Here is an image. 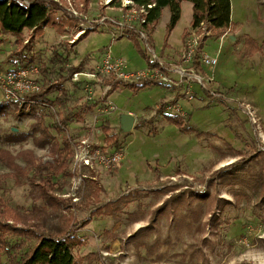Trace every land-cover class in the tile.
<instances>
[{
  "label": "rangeland",
  "instance_id": "obj_1",
  "mask_svg": "<svg viewBox=\"0 0 264 264\" xmlns=\"http://www.w3.org/2000/svg\"><path fill=\"white\" fill-rule=\"evenodd\" d=\"M57 1L62 7L58 15L65 16L69 12L61 3L68 6V0ZM91 1V8L79 1L84 6L76 10L83 21L62 34L52 25L44 26L43 36L36 37L31 53L22 59L15 55L19 47L16 36L0 35V74L25 68L42 86L68 74L62 68L78 66L86 56L89 59L80 72L93 73L109 46L113 56L123 58L133 72L149 68L154 55L169 70L173 64H183L177 53L191 27V3L182 2L180 21L169 31V8L155 25L144 27L140 9L126 0ZM230 1L229 34L238 40L231 41L228 34L225 40L216 35L207 38L203 53L218 59V64L203 66L210 74L207 78L214 79L209 82L204 77L205 86L196 82L186 87L178 75L164 68L170 82L137 92L121 84L106 101L98 102L111 88L108 81L118 80L101 74L96 79L81 77L84 82L71 78L63 86L65 99L58 92L49 97L51 101L62 99V105H37L36 112L26 106L16 109L0 89V136H26L20 143H1L0 155L14 158V164L29 175L19 178L14 168L0 161V199L20 214L33 215L40 232L47 231L43 225L55 229L70 219L69 230L80 241L73 249L79 264H264V204L259 192L240 184H224L218 176L235 168L252 186L264 167V0ZM253 1H258L260 12L248 19ZM89 27L94 30L73 44ZM133 31L147 35L152 52ZM248 36L262 46L254 57L246 55ZM31 37L33 33L25 30L21 40L27 44ZM244 101L255 109L257 123L244 113ZM164 103L168 115H189L187 124L195 132L184 133L167 122L158 113ZM122 115L135 119L129 132L122 131ZM67 117L71 120L64 132L71 138L72 149L83 140L103 144V128L109 127L111 134L118 135L125 158L116 169L98 168L96 172L74 168L72 159L70 177L49 178L59 189L54 195L71 199L72 207L62 205L52 211L35 199V191L45 188L46 182L39 184L36 179L32 187L28 178L34 175V167L52 162L50 152L61 147L63 139L55 126L59 118ZM45 128H49L47 132ZM128 194L131 201L120 205V213L93 217L83 226L94 211ZM169 197L173 198L158 212ZM20 242L24 246L17 255L35 244L10 237L11 245ZM8 260V253L0 250V262Z\"/></svg>",
  "mask_w": 264,
  "mask_h": 264
},
{
  "label": "trees",
  "instance_id": "obj_2",
  "mask_svg": "<svg viewBox=\"0 0 264 264\" xmlns=\"http://www.w3.org/2000/svg\"><path fill=\"white\" fill-rule=\"evenodd\" d=\"M133 2V4L138 7V9L145 8L147 10V15L144 16L145 24L142 26L148 27L150 25H155L161 18L162 12L165 8H169L171 12L170 23L168 25V30L172 31L181 17V4L182 2H189L193 6V15L191 22V29H197L202 23L207 25L208 31L211 35H216L219 37L224 36L230 29H232V9L230 0H128ZM90 0H84L85 7H88ZM153 6L148 8V6ZM62 7L55 0H29V5L20 4L17 0H0V35H14L16 36L18 43V49L15 55L20 58L25 56V54H30L32 48L31 44L35 42L37 36L41 37L44 34V26L52 25L56 32L62 34L65 32L66 27L73 26L77 19L71 17L69 13L65 16H59L58 11H62ZM66 11V10H64ZM27 30L33 33V37L29 40L27 44H24L21 40L22 33ZM94 29H88L84 34H82L79 39L75 40L73 44H79L83 41ZM190 31L186 32L184 36V47H186V39L189 37ZM209 36L204 37L198 46L194 57H193V68L199 72L201 70V55L203 54V48L205 41ZM3 40V39H2ZM2 42V41H1ZM244 46L246 49L247 57H254L262 49V46L258 44L256 40L251 37H246ZM22 59V58H21ZM89 56H86L78 66H70L62 68V72H68V74H62L57 80L48 81L42 84L41 91L36 94L27 95L22 100L30 102L27 105H22L21 101L9 100L16 109L26 106L30 108L32 112L37 111V105L39 103H44L47 105L63 104L62 97L66 96V92L63 86L71 80L73 74L82 71L85 68V64ZM21 64V63H20ZM23 65V64H22ZM157 64L150 62L149 68L156 67ZM66 75V76H65ZM84 82V81H81ZM125 85L127 88L137 92L139 90L152 87L161 86L162 83L157 82L152 79H144L137 83H126L123 81H108L111 88L105 94V96L98 100V102L106 101L118 88L119 85ZM58 92L62 99L50 100V96ZM97 104V103H95ZM175 104V101H174ZM166 103L162 104L158 113L162 114L164 119L169 123H174L179 126L180 130L184 133L195 132L192 128L188 126V121L190 120L189 115L184 117L182 115H168L165 112ZM87 109H92L88 105H85ZM41 108V107H40ZM22 114L26 112L22 109ZM69 117L60 119L56 123L55 128L62 133V146H55L50 154L52 155V162H45L44 164L34 167L36 170L28 181L32 187L36 186L34 184L36 179L46 182L45 188H40L35 191L38 195L35 196L36 200L41 199L47 208H51L52 211L58 210L62 205L67 208H71V199H66L62 197L55 196L53 192H58L59 189L56 188V184H52L49 178H54L58 176H71L70 165L73 159V149L71 147V138L64 131L67 130L69 124ZM49 128H45L47 132ZM36 131V130H35ZM103 131L105 133L104 142L107 146L114 150H121V142L117 134H111V129L109 127H104ZM34 133V131H33ZM32 133V134H33ZM200 134V133H198ZM20 133H13L11 136H0L1 143H20L23 139ZM2 153L0 149V154ZM6 154V152H5ZM0 155V161L5 164L8 168H14L17 172L19 178L29 177L28 174L24 175L26 171L23 168H18L14 164L15 159L5 158ZM44 172V173H43ZM51 172V174H49ZM256 175L257 178L254 179V185H249L238 173L237 169H227L226 171H221L218 173L219 178L225 182L227 185L240 184L245 187H250L259 192L261 197V204H264V167L260 168ZM37 190V188H36ZM236 196V194H234ZM173 197H169L158 209V212H162L168 202L171 201ZM131 201V194L124 195L114 202L107 203L103 208L97 209L92 213V218L84 223L86 226L93 220V217H101L103 215L112 216L116 213H120V205H127ZM196 215V212H194ZM33 215L20 214L17 210L9 207L5 204L2 199H0V250L6 251L8 253L9 262L0 264H79L73 253V249L76 245L80 244V241L76 235H74V230H69L70 219H65L66 224L63 227L49 229L45 225L42 228H46V233L40 232L39 225L32 218ZM31 220H30V219ZM71 218V217H70ZM12 222L13 224H10ZM44 223V222H43ZM20 225V226H19ZM67 227V228H66ZM43 231V230H42ZM23 237L28 241H35V244L28 251L17 255L15 252H19L24 243L20 242L19 245H11L10 237Z\"/></svg>",
  "mask_w": 264,
  "mask_h": 264
},
{
  "label": "built area",
  "instance_id": "obj_3",
  "mask_svg": "<svg viewBox=\"0 0 264 264\" xmlns=\"http://www.w3.org/2000/svg\"><path fill=\"white\" fill-rule=\"evenodd\" d=\"M20 4L29 5V2L26 0H17ZM126 3H132L131 1L126 0ZM59 2V1H56ZM76 0H68L67 11L71 16L81 17L82 14L79 13L77 8ZM83 8V5H79ZM153 6H148L152 8ZM141 22L145 24L144 16L147 15V10L141 8ZM140 19V18H139ZM92 28L95 26H91ZM90 27V28H91ZM135 32L141 39L145 40L148 44L147 47L149 51L152 52L149 45V38L147 35L140 31ZM211 32L207 30V25L202 23L197 29H192L190 31L189 37L186 39V47L182 54L183 64L177 65L173 64L172 69L169 70V67H165L162 64L160 59L154 55L151 61L154 64H157L156 67L147 68L146 70L133 72L128 70L127 63L123 58L114 57L110 49H107L101 56L100 65L97 67L96 71L93 73L78 72L75 73L72 77L74 81H81V77H88L96 79L98 75H111L115 80H121L126 83H137L144 79H155L158 82H170L168 77L164 74V68L167 71H172L178 74L179 80L182 81L183 85L191 88V82L199 83L202 86L204 84V78L200 75L194 73L192 70H189L187 67L193 63L194 54L201 43V40L204 37L210 36ZM201 64L203 66L215 67L218 64V59L210 58L204 53L202 54ZM187 82V85L184 82ZM42 86L30 76V70L25 68H14L9 71L0 74V89L4 92L6 100L21 101L22 105H27L30 102L23 101L22 99L27 95H32L39 93ZM191 99V97H190ZM40 107H49V105L44 103H39ZM242 106L244 107V113L250 118L251 122L257 123V113L253 106L250 103L243 102ZM125 158V151L111 149L105 144L101 145H91L87 140L81 141L73 149V165L74 168L78 169H87L93 172H96L98 168L101 169H116L118 168Z\"/></svg>",
  "mask_w": 264,
  "mask_h": 264
},
{
  "label": "crops",
  "instance_id": "obj_4",
  "mask_svg": "<svg viewBox=\"0 0 264 264\" xmlns=\"http://www.w3.org/2000/svg\"><path fill=\"white\" fill-rule=\"evenodd\" d=\"M57 1V0H56ZM80 1V0H79ZM78 0H76V3H77V8H78V10H79V5H83L84 6V4L83 3H81V2H79ZM92 1L90 0V3H89V6H90V8H91V6H93L92 5V3H91ZM256 2H258V1H256ZM256 2H254L253 1V4H252V12H250V10L251 9H248V11H247V17H248V19H250L251 18V16L253 17V12L256 14V17L259 15V6H258V3H256ZM63 4V6H65V8H66V10H67V8H68V6H67V4H65L64 5V3H61V5ZM193 7V6H192ZM70 15V14H69ZM71 16V15H70ZM71 17H74L75 19H77V22H80V21H83V19L81 18V17H75V16H71ZM231 19H232V15H231ZM247 19V20H248ZM88 23V22H87ZM86 23V24H87ZM90 23H91V21H90ZM82 25H84V24H81L80 26H82ZM67 28L68 27H66L65 29L67 30ZM88 29H91L90 27L88 28ZM65 30V31H66ZM189 31H191V27L189 28ZM232 31V29H230L226 34H228L229 36V38H230V40L231 41H235V40H238V38H236V36H234V35H232V34H229L230 32ZM225 34V35H226ZM225 35L224 36H222L221 37V39L223 40H225V39H227L226 37H225ZM249 37V36H248ZM78 39H79V37H78ZM75 40H77V39H75ZM74 40V41H75ZM184 41H185V39L184 38H182V42H181V44H180V48H179V51H178V53H177V55L178 54H181L182 55V53H183V51H184ZM245 42V41H244ZM112 45V44H111ZM113 46V45H112ZM111 48V46H109L107 49H110ZM111 51V50H110ZM172 58H178L177 56L176 57H172ZM180 58V57H179ZM189 70H192L194 73H196L195 71V69L193 68V63L191 64V65H189L188 67H187ZM141 71H143V70H141ZM196 74H198V75H200L201 77H205L206 79H208L209 80V82H213V80L214 79H211V78H207L210 74H209V72H208V70H206L205 69V71H204V69H203V65L201 64V70L199 71V72H197ZM173 75H178V74H176V73H174L173 72ZM178 77V76H177ZM186 85H187V82L185 81L184 82ZM192 83H194V82H191V84ZM221 84H224V83H221ZM185 86V85H184ZM175 99V98H174Z\"/></svg>",
  "mask_w": 264,
  "mask_h": 264
},
{
  "label": "water",
  "instance_id": "obj_5",
  "mask_svg": "<svg viewBox=\"0 0 264 264\" xmlns=\"http://www.w3.org/2000/svg\"><path fill=\"white\" fill-rule=\"evenodd\" d=\"M120 122L124 132H129L135 125V119L131 115H122Z\"/></svg>",
  "mask_w": 264,
  "mask_h": 264
}]
</instances>
